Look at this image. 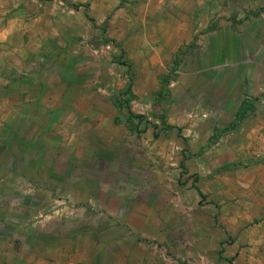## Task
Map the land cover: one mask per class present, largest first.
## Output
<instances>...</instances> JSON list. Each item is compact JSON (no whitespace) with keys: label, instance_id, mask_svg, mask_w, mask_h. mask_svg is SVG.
<instances>
[{"label":"rangeland","instance_id":"rangeland-1","mask_svg":"<svg viewBox=\"0 0 264 264\" xmlns=\"http://www.w3.org/2000/svg\"><path fill=\"white\" fill-rule=\"evenodd\" d=\"M71 1L0 61V264H264V0Z\"/></svg>","mask_w":264,"mask_h":264},{"label":"crops","instance_id":"crops-1","mask_svg":"<svg viewBox=\"0 0 264 264\" xmlns=\"http://www.w3.org/2000/svg\"><path fill=\"white\" fill-rule=\"evenodd\" d=\"M61 1L67 6L73 4L71 0ZM43 3L44 0H0V61L4 59L5 55L3 54L7 52L10 54L14 52V57L15 54L22 56V52L27 54L35 50L40 51L42 47L46 46L49 34L42 23H38V16H36L38 6H42ZM110 10L108 4H105L104 11L110 12ZM5 50L7 52H4ZM25 59L31 58L26 56ZM11 86L10 83H3L0 85V90L9 92Z\"/></svg>","mask_w":264,"mask_h":264},{"label":"trees","instance_id":"trees-1","mask_svg":"<svg viewBox=\"0 0 264 264\" xmlns=\"http://www.w3.org/2000/svg\"><path fill=\"white\" fill-rule=\"evenodd\" d=\"M105 40H106V42H114L112 39H105ZM168 78H169V74L162 76L164 86L167 84ZM131 87H132V79L128 77V81L126 82L125 87L123 89H121L119 92H117L116 94H114V97H113L114 104L116 106H118V108L124 107L127 110L129 117H134L138 120V122H140L142 119L145 118V115L141 114V113H135L131 110L130 102H131L132 98L135 96L134 93L132 92ZM158 94L155 95V99H156V96ZM126 95H127V97H126ZM252 107H253L252 101H249V100L242 101L239 105V109L237 110V112L235 114L234 120L232 121V123L230 124V126L227 129L235 126L236 122L238 120H240L241 118H243L245 116V114L247 113V111L252 109ZM115 120H118V118L116 117ZM171 127L172 126L169 125L167 128H171ZM144 129H145V127L143 128V130ZM157 134H158V131L154 133V135H156V136H157ZM8 154H6L5 156H8ZM1 156H3V153H2V155H0V163H1ZM16 159H18V156L16 154H13V153L9 154V160L12 163ZM181 166H182V168H184L183 162L181 163Z\"/></svg>","mask_w":264,"mask_h":264}]
</instances>
